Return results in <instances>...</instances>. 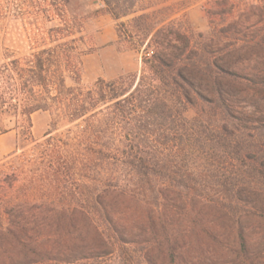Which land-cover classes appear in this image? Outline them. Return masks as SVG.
<instances>
[{
  "label": "rangeland",
  "instance_id": "374dc122",
  "mask_svg": "<svg viewBox=\"0 0 264 264\" xmlns=\"http://www.w3.org/2000/svg\"><path fill=\"white\" fill-rule=\"evenodd\" d=\"M78 1L70 9L80 15L81 34L74 45H66L74 37L57 40L55 30L66 22L73 27L74 19L58 0H0V89L9 84L19 88L17 77L7 79L6 69H14L15 61L22 68L33 54L60 46L59 51L75 53L81 70L80 78L67 81L75 88L74 98L108 99L114 89L136 86L144 79L145 60L160 49L177 53L171 47L184 53L179 69L194 86L181 83L187 87L182 90L169 78L162 81L147 72L145 85H154L167 106L155 113L102 107L86 123L58 128L55 134L67 137L79 127L89 128L90 137L120 161L90 176L99 182L94 195L124 191L131 197L123 201L115 196L111 206L121 217L117 220L126 243L110 256L75 264H264L260 0H141L136 13L119 22L100 0ZM218 1L229 2L228 10L233 5L232 13L223 14ZM32 121L33 138H44L50 115L38 113ZM21 125L20 118H0V135ZM15 153L0 164V192L22 198V173L36 159L26 136L18 137ZM131 156L149 159V177L122 165ZM54 220L39 219L46 224ZM85 224L80 227L88 235Z\"/></svg>",
  "mask_w": 264,
  "mask_h": 264
},
{
  "label": "trees",
  "instance_id": "16d2710c",
  "mask_svg": "<svg viewBox=\"0 0 264 264\" xmlns=\"http://www.w3.org/2000/svg\"><path fill=\"white\" fill-rule=\"evenodd\" d=\"M72 2L79 3L78 0H58V6L68 9L74 19L73 27L66 22V27L55 30L57 40L74 37L66 45L78 42L75 36L81 34L82 29H77L80 15L71 11ZM140 2L100 0L116 22L134 15ZM260 2L262 5L256 9H264V0ZM215 4L223 14L233 11V5L226 9L229 6L227 1ZM59 17L64 19V16ZM60 48L33 54L25 60L22 68L20 62L15 61L14 69H6L7 79L17 77L19 88L9 84L6 89H0V118H20L22 121L21 126L1 131V134L15 132L18 137L26 136L36 158L30 161L29 171L22 173L25 188L22 198L9 196L4 190L0 192V264H75L89 258L110 256L118 246H123L126 235L117 220L121 217L112 211L111 206L115 196L123 201L131 197L124 191L120 195L112 193L109 197H97L94 190L99 182L90 177L119 166L120 161L110 155L111 149L90 137L89 128L77 126L79 130L73 137L55 133L63 123H86L88 116L91 113L98 116L102 107L113 108L119 113H126L131 107L155 113L160 106H167V102L155 92L154 85H145L147 72L162 81L169 78L182 90L187 87H181V83L194 86L179 69L184 53L178 54L182 53L180 49L171 47L177 53L167 54L165 49H160L151 60H145L144 79L136 86L123 85L114 89L108 99L74 98L75 88L68 87L67 81L80 78L81 70L75 53L59 51ZM116 85L118 83L111 87ZM135 95L141 98L135 100ZM13 100L19 105H12ZM38 113L51 117L50 131L40 140L32 136V117ZM121 162L136 176L149 177L146 172L151 164L149 159L131 156ZM39 219L56 220L46 224ZM82 222L86 223L90 234H83ZM173 260L175 262V257Z\"/></svg>",
  "mask_w": 264,
  "mask_h": 264
},
{
  "label": "crops",
  "instance_id": "0c3cea01",
  "mask_svg": "<svg viewBox=\"0 0 264 264\" xmlns=\"http://www.w3.org/2000/svg\"><path fill=\"white\" fill-rule=\"evenodd\" d=\"M18 146V137L14 132L0 135V164L6 162L15 154Z\"/></svg>",
  "mask_w": 264,
  "mask_h": 264
}]
</instances>
